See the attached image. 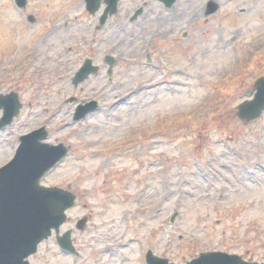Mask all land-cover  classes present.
Returning a JSON list of instances; mask_svg holds the SVG:
<instances>
[{"label": "rangeland", "instance_id": "1", "mask_svg": "<svg viewBox=\"0 0 264 264\" xmlns=\"http://www.w3.org/2000/svg\"><path fill=\"white\" fill-rule=\"evenodd\" d=\"M204 1L121 0L101 23L106 4L92 14L86 0H28L24 9L0 0V93L23 103L0 129V167L20 135L46 127L45 142L69 152L41 182L77 195L61 235L72 229L79 253L63 252L53 231L31 264H147L148 249L172 264L214 251L264 262V111L250 122L237 115L262 69L240 88L222 76V53L203 51L220 24L191 23ZM259 1L229 7L253 13ZM89 59L98 71L74 84Z\"/></svg>", "mask_w": 264, "mask_h": 264}, {"label": "water", "instance_id": "2", "mask_svg": "<svg viewBox=\"0 0 264 264\" xmlns=\"http://www.w3.org/2000/svg\"><path fill=\"white\" fill-rule=\"evenodd\" d=\"M19 6H24L27 0H16ZM102 0H86L87 9L95 13ZM107 8L101 18L104 23L110 14L117 10L118 0H104ZM171 6L176 0H162ZM215 4L214 2H211ZM142 8L136 11L132 19H136ZM34 18L31 16V20ZM110 71L115 63L108 56ZM98 71V66L87 60L74 77V84L88 78ZM0 107L4 116L0 128L10 124L19 115L22 103L17 93L0 94ZM97 107L96 102L80 106L75 119L84 118ZM264 110V77L256 82L254 97L239 105L238 115L242 120L251 121L258 118ZM48 133L40 128L21 138L13 160L0 169V264H30L26 259L37 252L38 244L52 234V229L59 231L67 220L66 211L76 203V195L59 187H44L40 179L68 153L63 144L51 145L43 142ZM177 214L174 215L172 221ZM86 219L78 222V228L83 229ZM71 231L58 238L60 245L68 251H74L71 241ZM149 264H170L167 259L148 253ZM189 264H264L244 261L237 255L224 252H209L202 254Z\"/></svg>", "mask_w": 264, "mask_h": 264}, {"label": "flooded vegetation", "instance_id": "3", "mask_svg": "<svg viewBox=\"0 0 264 264\" xmlns=\"http://www.w3.org/2000/svg\"><path fill=\"white\" fill-rule=\"evenodd\" d=\"M219 3L216 10L205 0L200 3L199 7L192 12L193 20L191 23L203 17L204 21L213 18L212 25H219V37L214 48H205L204 53H222L221 62L228 64L223 71L222 76L228 78L233 77L234 80L240 79L238 82L244 84L245 80L253 79V75L262 69L264 74V11L259 14L258 8L251 13V8L237 7L232 10L229 5H236L239 0H217ZM191 13V14H192ZM176 19V17H173ZM188 19L190 17L188 16ZM256 20H259L257 24ZM235 27V28H233ZM233 28V29H232ZM233 30V34L226 37L229 30ZM207 32V25L202 28V33ZM240 77V78H239Z\"/></svg>", "mask_w": 264, "mask_h": 264}, {"label": "bare ground", "instance_id": "4", "mask_svg": "<svg viewBox=\"0 0 264 264\" xmlns=\"http://www.w3.org/2000/svg\"><path fill=\"white\" fill-rule=\"evenodd\" d=\"M55 27H56V26H55ZM55 27H54V28H55ZM43 42H44V41H40V42L37 44V47H39L40 45H42V43H43ZM37 50H38V49H37ZM37 50H36V51H37ZM122 261H123V260H122ZM125 261H128V262H129V260H128V259H126ZM128 262H127V263H125V264H128Z\"/></svg>", "mask_w": 264, "mask_h": 264}]
</instances>
